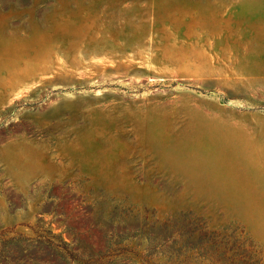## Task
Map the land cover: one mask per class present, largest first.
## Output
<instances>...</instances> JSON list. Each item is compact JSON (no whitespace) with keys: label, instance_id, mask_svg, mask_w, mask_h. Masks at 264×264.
<instances>
[{"label":"rangeland","instance_id":"obj_1","mask_svg":"<svg viewBox=\"0 0 264 264\" xmlns=\"http://www.w3.org/2000/svg\"><path fill=\"white\" fill-rule=\"evenodd\" d=\"M0 264H264V0H0Z\"/></svg>","mask_w":264,"mask_h":264}]
</instances>
